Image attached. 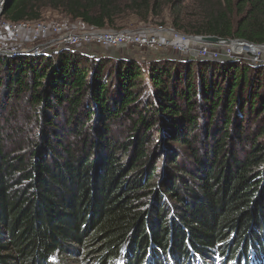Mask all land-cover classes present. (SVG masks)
<instances>
[{
  "label": "trees",
  "instance_id": "obj_1",
  "mask_svg": "<svg viewBox=\"0 0 264 264\" xmlns=\"http://www.w3.org/2000/svg\"><path fill=\"white\" fill-rule=\"evenodd\" d=\"M201 1L196 34L264 44V0ZM161 6L5 0L1 17L51 9L106 29L121 14L148 22ZM8 58L0 264H68L79 251L95 264H210L227 241L231 264H264V65L158 59L144 71L69 50Z\"/></svg>",
  "mask_w": 264,
  "mask_h": 264
},
{
  "label": "rangeland",
  "instance_id": "obj_2",
  "mask_svg": "<svg viewBox=\"0 0 264 264\" xmlns=\"http://www.w3.org/2000/svg\"><path fill=\"white\" fill-rule=\"evenodd\" d=\"M162 1V6L160 8V12L157 16L155 15H150L148 22H142V21H137L135 20V17L132 16V14H125L121 16H118V20L115 21L114 27H108L106 29H103V32H110L111 30L114 33H120V34H131V35H144L148 36L151 38H155L157 41H162L168 42L170 39L175 43H178L179 40L185 43L187 46H190L189 43L191 44V47H195L198 42L199 45L193 49L192 52L189 54H197L199 47H201L203 44H208L207 47H212L210 48L213 50V52H219L218 51V45L217 42H208V41H202L200 40H195L194 38H201L203 35H198L195 33V29L198 27V20H200V15L201 13L200 6L202 5L201 0H161ZM213 1V0H212ZM237 0H234L236 2ZM179 3V4H177ZM177 6H174V5ZM204 6V5H203ZM41 14V19L36 20V21H29L32 24H37L40 22H48V23H55L54 28L52 29L51 32H44L42 35L40 34L41 32H34L29 34H24L23 36H19V40L13 42L15 45H25V44H30L32 43L31 41L34 42H44L49 39H55L59 35H78L81 33H90L92 28H89L85 24H83L80 20L78 19H71L68 16H65L63 13H60L58 11H53L51 9H43ZM178 13V14H175ZM179 18H177L176 16ZM174 21H176L180 26H175ZM121 27V29H118ZM58 28V29H57ZM123 32V33H122ZM111 33V32H110ZM10 36V35H9ZM187 40V41H186ZM234 42H242V40L238 39H230ZM238 44V43H232L231 47L233 48V51L235 54L239 56L231 57V58H225L223 56H220L223 58V60H219L220 64H223V62H228V60H240L244 61L248 64H251L255 66L254 64L250 63L248 59L245 57L246 55V50L242 49L244 47V44ZM216 45V46H215ZM226 45H220L222 47L227 46ZM176 47V46H175ZM174 46H169L170 50H173L175 48ZM206 47V48H207ZM132 53H139L140 55H144V57L147 59V57H152L156 55V52L159 51H144L143 49H135L133 51V48H131ZM210 52L209 50H207ZM259 51V50H257ZM256 51V52H257ZM168 53H175L174 51H169ZM199 54L201 53L200 51L198 52ZM50 53H45L46 56H48ZM134 55V54H133ZM132 55V59H135V56ZM213 55V54H212ZM214 54L212 58H205L202 60H214ZM248 55L255 57L257 56L256 53L254 52H248ZM192 56V55H191ZM175 57V56H172ZM185 57V56H184ZM209 57V56H208ZM0 58L6 59V60H13L12 58H8L5 56H0ZM202 57L199 56H192V61H201ZM221 58V59H222ZM145 60L139 61V59H135V61L139 64L142 65V68L144 71H147V64H150V62ZM176 61L180 59V55H177L175 57ZM217 61V60H216ZM112 62L115 63V60L112 59ZM184 63L186 62V59L183 61ZM264 65V64H263ZM227 241V239H226ZM225 244L229 246V241L225 242ZM220 245L216 249L215 247L210 248V264H231L232 260L230 258L231 255L225 254L226 252V245ZM230 247V246H229ZM219 253L217 254L220 256L219 258H216V252ZM189 252V251H188ZM121 254V253H120ZM242 253H239L241 255ZM250 254V253H249ZM65 261L68 264H95L96 260L93 256L89 255H84L79 251L78 253H74L72 255H66ZM231 259V260H230ZM226 260V261H225Z\"/></svg>",
  "mask_w": 264,
  "mask_h": 264
},
{
  "label": "built area",
  "instance_id": "obj_3",
  "mask_svg": "<svg viewBox=\"0 0 264 264\" xmlns=\"http://www.w3.org/2000/svg\"><path fill=\"white\" fill-rule=\"evenodd\" d=\"M5 0H0V55L8 56V57H17V56H38L45 55V53H55L62 50H69L72 52H77L80 54H84L90 57L96 58H110L114 60H128L132 59V55L135 56V59L145 60L144 55H140L139 53H132L135 49H143L144 51H159L156 52L155 56L147 57L146 61L151 62L158 59H175L177 55H180V58L186 57L178 60L192 61V56H196L195 54H189L193 51L195 47L190 46L184 47L179 54L177 53H168L170 50L169 46H176L174 40L168 42L157 41L155 38H151L144 35H131L129 34H120L114 33L112 30L108 32H103V29L92 28L90 33H81L78 35H59L55 39H49L44 42H34L30 44L23 45H15V41L19 40V36H23L24 34H31L34 32H41L42 35L44 32H51L54 28L53 22H40L37 24H32L28 21H21L17 23H11L4 20L1 17L3 6ZM84 24V23H83ZM86 25V24H85ZM87 26V25H86ZM58 29V28H57ZM123 33V32H122ZM10 35V36H9ZM202 41L200 38H197ZM187 41V40H186ZM203 43V42H202ZM208 44H203L202 48H199L198 52L199 59L212 58L214 54V60L222 58L219 52H213V55L207 51ZM190 51V52H189ZM175 52V51H174ZM192 55V56H191ZM175 56V57H172ZM198 56V55H197ZM209 56V57H208ZM244 57V56H241ZM250 55L247 56L246 59L256 66H261L264 62L258 61L255 62L249 60L250 58H256ZM231 58V57H229ZM134 59V60H135ZM215 60V61H216ZM228 61H238V60H228Z\"/></svg>",
  "mask_w": 264,
  "mask_h": 264
},
{
  "label": "bare ground",
  "instance_id": "obj_4",
  "mask_svg": "<svg viewBox=\"0 0 264 264\" xmlns=\"http://www.w3.org/2000/svg\"><path fill=\"white\" fill-rule=\"evenodd\" d=\"M194 39L197 40V41L199 40L197 38H194ZM200 42H202V41H200ZM232 43L240 44L241 42H234L233 41L231 43H227V42H219V43H217V44H219L218 45L219 54L221 56L225 57V58L239 56V55L234 53L233 48L231 47ZM226 44H228V45L224 46V47L220 46V45H226ZM241 44H244V43H241ZM186 46L187 45L185 43H183L182 41L179 40L178 44H176V47L173 50L175 51V53L179 54L180 51ZM202 47H203V45L201 47H199V48H202ZM210 48H212V47H207V50L210 51L209 53L211 55V54H213V50H211ZM242 49H245L247 51L246 55L244 56L245 58H247L248 52H254V53L257 54V57L256 58H250L249 60L253 61L254 59H256L255 62H258V61L264 62V46H259L258 47V46H251V45L244 44V47ZM257 50H259V51H257ZM195 55L199 56L198 52H197V54L195 53ZM183 58H186V57H182L180 59H183Z\"/></svg>",
  "mask_w": 264,
  "mask_h": 264
},
{
  "label": "water",
  "instance_id": "obj_5",
  "mask_svg": "<svg viewBox=\"0 0 264 264\" xmlns=\"http://www.w3.org/2000/svg\"><path fill=\"white\" fill-rule=\"evenodd\" d=\"M202 41H208V42H227V43H231L233 42L232 40H230L229 38H220V37H217V36H211V35H203L201 38H200ZM238 40H241V39H238ZM242 42L246 45H251V46H264V44H254V43H251V42H248V41H245V40H242ZM218 60H223V58L221 59H218ZM226 60H229V59H226Z\"/></svg>",
  "mask_w": 264,
  "mask_h": 264
}]
</instances>
